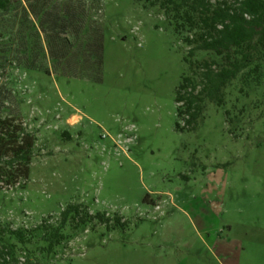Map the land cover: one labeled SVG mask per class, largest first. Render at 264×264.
<instances>
[{"label":"rangeland","instance_id":"obj_1","mask_svg":"<svg viewBox=\"0 0 264 264\" xmlns=\"http://www.w3.org/2000/svg\"><path fill=\"white\" fill-rule=\"evenodd\" d=\"M76 2L58 1L62 21ZM80 2L89 65L77 77L50 61L51 75L0 69L5 114L37 140L26 187L0 192V227L31 229L72 203L123 221L88 229L55 257L22 252L18 264H264V85L236 111V81L226 107L206 103L198 126L179 131L188 48L166 19L137 0Z\"/></svg>","mask_w":264,"mask_h":264},{"label":"trees","instance_id":"obj_2","mask_svg":"<svg viewBox=\"0 0 264 264\" xmlns=\"http://www.w3.org/2000/svg\"><path fill=\"white\" fill-rule=\"evenodd\" d=\"M58 1L0 0V69L25 66L51 75L41 64L50 61L59 74L77 77L78 68L85 65L82 59L89 65L82 54L85 23L79 20L85 11L80 9L81 0L73 3L75 17L70 22L56 13ZM137 1L161 14L188 48L184 55L187 72L175 93L179 131L198 126L206 103L226 107L227 89L236 81L241 84L236 111L241 99L250 97L253 86L264 85V0ZM200 53L212 58L200 60ZM5 110V100L0 99V192H11L26 187L37 140L22 118L5 114ZM231 114L225 110L230 133L232 126H238ZM122 221L107 213H93L83 203H72L59 217L49 216L31 229L0 227V264H18L22 252L55 257L60 248L88 229H115Z\"/></svg>","mask_w":264,"mask_h":264},{"label":"built area","instance_id":"obj_3","mask_svg":"<svg viewBox=\"0 0 264 264\" xmlns=\"http://www.w3.org/2000/svg\"><path fill=\"white\" fill-rule=\"evenodd\" d=\"M127 141H116L115 142V151H122L123 153H126L127 148L125 147Z\"/></svg>","mask_w":264,"mask_h":264}]
</instances>
